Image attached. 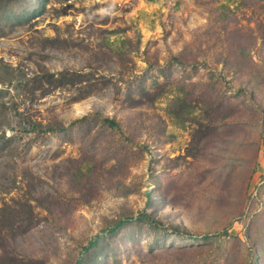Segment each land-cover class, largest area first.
Returning a JSON list of instances; mask_svg holds the SVG:
<instances>
[{
	"label": "rangeland",
	"instance_id": "374dc122",
	"mask_svg": "<svg viewBox=\"0 0 264 264\" xmlns=\"http://www.w3.org/2000/svg\"><path fill=\"white\" fill-rule=\"evenodd\" d=\"M75 262L264 264V0H0V264Z\"/></svg>",
	"mask_w": 264,
	"mask_h": 264
},
{
	"label": "trees",
	"instance_id": "16d2710c",
	"mask_svg": "<svg viewBox=\"0 0 264 264\" xmlns=\"http://www.w3.org/2000/svg\"><path fill=\"white\" fill-rule=\"evenodd\" d=\"M102 123L104 125H106L107 127L111 128V129H115V130L118 129V124L115 121L111 120V119H106V118L102 119ZM58 130L62 131L63 127H60ZM30 131L31 132L37 131V125L36 124H32L30 126ZM49 131H53V130L49 129ZM134 221H142V222H145L147 224H152L153 223L152 220L150 219V217L146 213H140L137 218L129 217V218H126V219L113 221L103 231L105 233H113L116 230H118V229L122 228L123 226H125V225H127V224H129L131 222H134ZM96 245H97V238H93V239H91L88 242V244L82 250H83V252H86V251L96 247ZM74 264H79V263L75 262Z\"/></svg>",
	"mask_w": 264,
	"mask_h": 264
}]
</instances>
